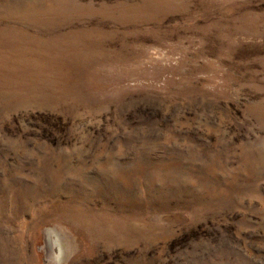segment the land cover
<instances>
[{"label": "rangeland", "instance_id": "rangeland-1", "mask_svg": "<svg viewBox=\"0 0 264 264\" xmlns=\"http://www.w3.org/2000/svg\"><path fill=\"white\" fill-rule=\"evenodd\" d=\"M0 264H264V0H0Z\"/></svg>", "mask_w": 264, "mask_h": 264}]
</instances>
